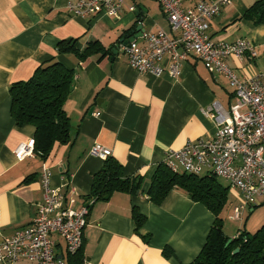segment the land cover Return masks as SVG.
Listing matches in <instances>:
<instances>
[{
	"label": "crops",
	"instance_id": "1",
	"mask_svg": "<svg viewBox=\"0 0 264 264\" xmlns=\"http://www.w3.org/2000/svg\"><path fill=\"white\" fill-rule=\"evenodd\" d=\"M76 1L0 0V241L29 226L36 216L44 199L41 174L46 167L50 171L49 186L59 187L72 197L73 209L91 204L83 229L85 264H186L203 247L215 215L178 187L161 204H154L144 193L123 191L113 193L107 201H93L86 195L106 157L93 155L91 148L95 143L109 148V156L122 164L125 176L142 177L145 191L169 150L183 147L188 140L213 136L214 121L202 110L214 102L229 108L235 102L233 88L223 73L209 71L193 54L182 62L178 77L165 73L155 77L128 65L119 46L124 30L142 20L143 32L162 29L171 37L179 35L170 28L157 1L124 0L118 16H75L67 4ZM199 1L182 0V5L193 6ZM254 1L228 0L208 20L212 40L233 42L243 38L255 47L254 57L224 59L240 78L264 73V24L256 25L242 17ZM131 5L133 11L128 9ZM143 32L134 30L131 36L136 35L142 43ZM70 38L77 39L80 49L97 39L109 50L84 60L72 53L59 54L58 42ZM50 59L74 69L73 85L64 103L72 142L54 144L46 159L34 153L17 159L15 149L34 137L35 127L19 125L12 117L9 88L13 82L30 78ZM231 190L236 202H226L228 216L241 200L240 193ZM263 204L264 197L257 205L247 206L239 219H231L239 223L233 236H228L229 229L223 227V209L220 217L224 234L232 238L238 230L254 232L264 225V217L242 218ZM132 206L146 216L138 232ZM54 238L56 257L66 261L65 242ZM164 247L172 254L166 256ZM16 264L36 263L20 259Z\"/></svg>",
	"mask_w": 264,
	"mask_h": 264
},
{
	"label": "built area",
	"instance_id": "2",
	"mask_svg": "<svg viewBox=\"0 0 264 264\" xmlns=\"http://www.w3.org/2000/svg\"><path fill=\"white\" fill-rule=\"evenodd\" d=\"M166 13L170 28L177 37L164 30L143 32V42L136 39L120 43L126 62L139 73L155 77L168 74L178 77L182 62L193 54L209 71L223 73L233 88L235 102L225 108L214 102L202 112L214 121L215 132L210 137L188 140L179 149L166 153L163 163L173 172L185 171L203 175L213 174L226 179L229 187L241 195L233 207L230 219H239L249 205H257L264 197V73L240 78L224 59L256 56L255 47L247 39L233 42L214 41L208 34V20L214 17L228 0H201L193 6H183L182 0H155ZM124 0H77L68 3V11L75 16L103 13L118 16ZM133 11L134 6H129ZM34 139L20 143L14 154L22 159L33 153ZM93 155L105 158L109 148L95 143ZM50 171L44 167L41 174L43 202L38 205L31 224L16 230L0 241V263L16 264L20 259L36 264H67L56 257L55 236L65 242L66 252L74 253L83 242L89 208L71 206L59 187L49 186Z\"/></svg>",
	"mask_w": 264,
	"mask_h": 264
},
{
	"label": "trees",
	"instance_id": "3",
	"mask_svg": "<svg viewBox=\"0 0 264 264\" xmlns=\"http://www.w3.org/2000/svg\"><path fill=\"white\" fill-rule=\"evenodd\" d=\"M243 18L254 24H264V0H255L245 10ZM136 25L124 30L120 38L130 37ZM76 38L58 42L59 54H74L79 60L95 54H105L109 49L97 39L89 40L80 49ZM74 69L56 59L42 63L30 78L13 82L9 93L10 111L16 123L31 124L35 127L33 153L46 159L54 144L72 142L70 121L64 103L73 85ZM178 187L193 201L204 204L215 219L198 255L186 264H264V225L254 232L238 230L234 237H228L222 229L220 213L224 209L229 185L221 184L216 175H196L185 171L173 172L164 163L158 164L152 173L149 186L142 190V177L125 176L123 166L115 158L107 156L102 167L93 175L90 193L93 201H107L115 192L146 194L154 204H161L167 194ZM90 209L91 204H87ZM131 216L135 231L142 227L146 216L136 206H132ZM146 241L149 235L145 237ZM231 241L227 243V241ZM238 249L234 252L235 249ZM163 253L172 254L164 247ZM67 264H85L82 246L74 253L67 252Z\"/></svg>",
	"mask_w": 264,
	"mask_h": 264
},
{
	"label": "rangeland",
	"instance_id": "4",
	"mask_svg": "<svg viewBox=\"0 0 264 264\" xmlns=\"http://www.w3.org/2000/svg\"><path fill=\"white\" fill-rule=\"evenodd\" d=\"M217 179L218 181L223 184V185H229L228 181L220 176H217ZM236 202V196L234 195L233 191L231 190V188L229 187V191H228V201L227 203H235ZM230 210H228V207H226L222 214L224 215L223 216V227L224 228H228L229 229V234L228 236H233L235 234V231H236V228L238 226V221H234V220H231L229 219L228 217V213H229ZM247 211V210H246ZM232 213V212H231ZM244 214V212H243ZM231 215V214H230ZM245 219L247 218V220H252L253 218L255 217H258V218H262L264 217V204L263 205H258L255 207L254 211L253 212H247V214L245 215H242V218ZM253 230H255V228H253Z\"/></svg>",
	"mask_w": 264,
	"mask_h": 264
},
{
	"label": "water",
	"instance_id": "5",
	"mask_svg": "<svg viewBox=\"0 0 264 264\" xmlns=\"http://www.w3.org/2000/svg\"><path fill=\"white\" fill-rule=\"evenodd\" d=\"M137 32H139L140 34L143 32V27H142V20L138 23L137 26H135V29ZM137 36L136 35H133V36H130V37H126V38H121V42L120 43H123V44H127L128 42L132 41L133 39H135ZM116 52V51H115ZM100 100V99H99ZM98 100V101H99ZM231 241V239H229L227 241L226 244H228L229 242ZM238 249L236 248L234 250V252H236Z\"/></svg>",
	"mask_w": 264,
	"mask_h": 264
}]
</instances>
